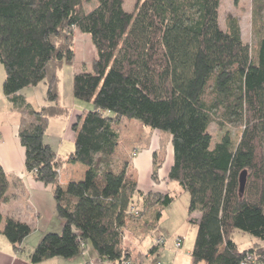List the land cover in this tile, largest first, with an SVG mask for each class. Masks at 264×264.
Segmentation results:
<instances>
[{"label": "trees", "instance_id": "1", "mask_svg": "<svg viewBox=\"0 0 264 264\" xmlns=\"http://www.w3.org/2000/svg\"><path fill=\"white\" fill-rule=\"evenodd\" d=\"M97 2L87 10L93 0H0L3 94L22 115L26 170L53 186L63 224L60 233H44L31 262L75 258L91 243L98 261L121 264L133 258L128 235L140 244L154 236L176 197L140 187L128 175L130 161L117 160V125L128 118L171 135L168 179L189 193V215L200 213L193 262L241 264L256 254L264 264V246L242 251L231 238L236 229L264 242V0H252V42L235 16L221 27V0H138L133 12L124 0ZM75 29L91 35L96 58L74 73L72 91L93 109L78 114L74 150L61 158L45 134L50 119L71 114L59 102L58 71L75 59L68 38ZM40 83L47 104L36 108L21 92ZM215 122L223 133L213 146ZM229 128L240 129L237 139ZM77 163L87 167L84 177L63 187L61 167ZM153 163L160 182L162 164ZM9 179L0 164V203L11 200ZM32 230L0 212V231L17 253Z\"/></svg>", "mask_w": 264, "mask_h": 264}, {"label": "rangeland", "instance_id": "2", "mask_svg": "<svg viewBox=\"0 0 264 264\" xmlns=\"http://www.w3.org/2000/svg\"><path fill=\"white\" fill-rule=\"evenodd\" d=\"M93 2V4H89L87 6V10L91 9L94 4H98L97 0H93ZM137 2L138 0H124L125 10L133 12ZM220 7L221 27L225 28V21L228 16H235L240 21L243 39L247 42H252V0H240L237 4L234 2V0H221ZM68 38L71 47H73L75 59L72 63H64L59 67L58 78L60 80L59 89L61 91L60 101L68 105L70 109H72V107L79 108V110H81V113H83L82 111L92 110L93 104L92 102L83 100L80 101L74 97L72 91L74 81L73 76L74 73L77 70H81V68H92L93 62L96 58V48L93 45L91 35L83 33L78 29L73 30L72 34H70ZM2 73L5 74L6 72H4V65L0 61V93H3V86L1 83ZM23 93L33 101L32 93L27 88L23 90ZM2 110L3 111L0 112V122L8 125V123L13 120L14 115L7 113L5 109ZM72 112L73 111H71V113ZM77 117L78 115L74 116L75 121ZM57 118H62L63 120H65L68 117L65 118V116H61ZM53 119L54 118H52V121H54ZM56 121H58L56 124H53L54 122H52V124L49 125V128L47 129V132L45 134V138L48 142L53 143V147L58 149L57 143L59 141V135L62 134V131L64 129L62 121ZM117 126L120 129V133H122V137L119 143L120 145L118 146L115 153L117 160L121 162L130 161L128 175L130 177H133L136 174V180L139 181L140 187L146 190L152 188L162 190L156 186L160 182L155 184V181L152 179L151 174L153 171L154 163H150L149 156L153 154V160H155V162L159 161L162 164V167L158 169L159 178H162V174L166 171H168L169 173V170L172 166L171 158L173 148L170 133L166 131L151 129L150 127H144L140 121H135L128 118L122 119ZM209 129L213 136L214 146L216 141L222 135L223 129H220L216 122L211 124ZM229 129L232 131L234 138L237 139L240 134V129ZM60 139L62 138L60 137ZM63 146V154L68 156V154L71 152L70 141H68V138L64 139ZM145 155L149 156L145 157ZM159 180L162 181L161 179ZM168 181L171 182L169 179ZM171 183H173V185L176 184L177 188L174 186V188L169 187L167 190L171 191L172 194L175 195L176 199L169 207H167L166 211L168 212H166L167 214L164 216L159 227L155 230L154 236L143 241V244L134 241V239L129 235L126 237V246L128 248H131L133 251V258L130 261V264H156L157 262H160L162 264H195L192 259L191 250L194 246L198 231L196 222L197 218H195L194 213L192 215H189L188 212V205L190 201L189 193L185 191V195L188 198L187 199L184 194H181V192H179L180 190H183L182 187L176 181ZM57 221L62 222V219L58 216V214H55L54 219L50 223V229L45 232L60 233L62 227H59ZM32 226L33 230L28 235V237H30L24 242V244L22 243V245L26 247V251H24L23 253H18L20 256H29V253L33 251L35 246L44 237L45 232L42 233V231L37 228V225L35 223H32ZM177 238H181L183 240L181 247H178L176 245ZM231 238L234 239V241L238 244L239 249H241L242 251L249 247H253L254 244H261L262 246H264V242L259 238L254 236L252 237L248 233L236 229L232 232ZM157 241L164 242V245L161 247L159 252H157L150 258L144 257L141 261L139 259V253L147 252V250L151 248ZM86 251H90L92 255V260H90L92 261L91 263H107L106 261H98V255L96 254L93 244L88 243ZM82 258L83 257L79 254L74 258V260L73 258H71L70 262L76 263ZM61 259H63L62 261H67V259L65 258ZM199 264H205V262H199Z\"/></svg>", "mask_w": 264, "mask_h": 264}, {"label": "crops", "instance_id": "3", "mask_svg": "<svg viewBox=\"0 0 264 264\" xmlns=\"http://www.w3.org/2000/svg\"><path fill=\"white\" fill-rule=\"evenodd\" d=\"M5 74L2 73L1 75L2 86H3ZM27 89L32 93V98L33 101L35 102L30 100L29 97L27 96L26 98H28V100L36 108L47 104L46 103L47 87L45 83H40L35 87H28ZM21 93H23V91ZM61 104L63 106L68 107V105H66L63 102H61ZM2 109H5V111L11 115H14V118L11 122L8 123V125L7 124L5 125L2 122H0V164L3 166L4 170L10 176L9 179L10 185H9L8 193L11 194V200L9 201V203H0V212L5 219L12 216L17 219L24 220L30 223L31 225L32 223H35L37 225V228L40 229L42 233H44L45 231L50 229V225H51L50 223L54 219L55 214H57L53 186L47 185L42 181L41 182L37 181L32 175V173H29L28 170H26L25 148H23V146L21 145L20 138L18 137V130L22 120V115L18 110H15L13 108L10 98H8V96H6L5 94L0 93V112L3 111ZM71 111H73L72 112L73 114L71 113L69 116H65V118L68 117L67 119L63 120L62 118H54L53 119L54 121L50 119L49 122L50 125L52 124V122H54L53 124H56L58 122L56 120H60L59 122L62 121L64 130L62 131V134L59 135V141L57 143L58 149L54 147L61 158L67 156L63 154V147H64L63 145L65 138H68V141H70L71 152H73L75 147L74 140L76 135L72 130V125H73L72 123L75 121L74 116L80 114L81 110H79V108L72 107ZM60 137L62 139H60ZM121 137H122V133H121ZM45 141L50 145L53 144L52 142L51 143L48 142L46 138ZM147 156L149 155H145V157ZM149 157H150V163H152L153 154H151ZM173 157H174V153L172 148L171 163H173ZM86 170H87L86 166H83L78 163L74 165L65 164L61 167V172L59 177L60 183L64 187L71 180L82 179L85 175ZM135 175L133 176L134 179H136ZM160 179L162 181H160L159 184H157L158 182H155L158 188L162 190L163 189L167 190L169 187L170 188H174V186L176 187V184L173 185V183L168 181V171L163 173L162 178ZM179 192L185 195V191L180 190ZM166 210L164 212L162 220L164 216L167 214L166 212H168ZM194 216L195 218H198L200 216V213L197 211L196 213H194ZM57 222L59 224V227H63L62 222L60 221ZM29 237H26L22 243L24 244V242ZM7 239L8 238L5 237L0 231V264H33L29 256L27 255L20 256L14 250L10 241ZM80 255L83 258L81 260H78L76 263L70 262V259H67V261H62L63 259H61V257H56L34 264H71V263L87 264V261H89V259L92 258L90 251H86L85 254H80ZM106 262L107 263L105 264H113L108 261Z\"/></svg>", "mask_w": 264, "mask_h": 264}, {"label": "built area", "instance_id": "4", "mask_svg": "<svg viewBox=\"0 0 264 264\" xmlns=\"http://www.w3.org/2000/svg\"><path fill=\"white\" fill-rule=\"evenodd\" d=\"M177 246L181 247L183 240L181 238H177ZM85 254V253H83ZM260 259H258V256L256 254H250L248 255L245 260L241 264H259ZM92 261H89L87 264H93ZM121 264H130V261H123ZM156 264H162L160 262H157Z\"/></svg>", "mask_w": 264, "mask_h": 264}]
</instances>
